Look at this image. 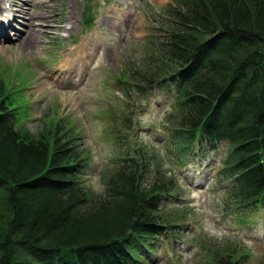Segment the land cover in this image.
<instances>
[{"label":"trees","instance_id":"1","mask_svg":"<svg viewBox=\"0 0 264 264\" xmlns=\"http://www.w3.org/2000/svg\"><path fill=\"white\" fill-rule=\"evenodd\" d=\"M165 12L127 82L170 95L177 165L223 146V209L248 223L264 206V0H181ZM19 120L0 95V264H144L166 232L178 235L185 214L164 209L176 179L152 148L130 147L131 128H111L123 151L95 193L71 127L34 135ZM230 257L209 264H238Z\"/></svg>","mask_w":264,"mask_h":264},{"label":"rangeland","instance_id":"2","mask_svg":"<svg viewBox=\"0 0 264 264\" xmlns=\"http://www.w3.org/2000/svg\"><path fill=\"white\" fill-rule=\"evenodd\" d=\"M179 2L0 0V12L8 7L14 19L7 35L0 33V95L20 111L19 127L31 134L60 120L77 133L92 192L103 190V173L123 151L112 127L123 133L131 128L130 147L154 150L159 167L178 186L164 209L185 214V220L177 221L178 235L166 232L155 243L144 264H209L224 253L238 264H264V206L245 214L248 223L223 209L225 188L217 177L223 146L201 157L190 154L177 165L170 95L160 89L139 95L127 82L145 67L166 7ZM29 28L33 37L24 46L20 37Z\"/></svg>","mask_w":264,"mask_h":264},{"label":"bare ground","instance_id":"3","mask_svg":"<svg viewBox=\"0 0 264 264\" xmlns=\"http://www.w3.org/2000/svg\"><path fill=\"white\" fill-rule=\"evenodd\" d=\"M6 1H8V0H6ZM30 17H32V16H29V18ZM8 23H10V22H7L5 25L3 24V25H1L2 26V28H1V32H3L4 33V35H5V30H6V28L7 27H11ZM24 33V32H23ZM19 36V35H18ZM21 36V35H20ZM32 37H33V34H32V28H29L28 29V31L27 32H25V34H22V36L20 37V39L21 40H23V45L24 46H28V43L29 42H31V40H32Z\"/></svg>","mask_w":264,"mask_h":264}]
</instances>
